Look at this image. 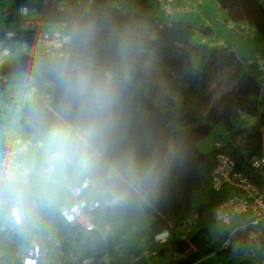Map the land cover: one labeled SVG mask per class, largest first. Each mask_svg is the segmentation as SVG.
I'll use <instances>...</instances> for the list:
<instances>
[{"label":"trees","instance_id":"trees-1","mask_svg":"<svg viewBox=\"0 0 264 264\" xmlns=\"http://www.w3.org/2000/svg\"><path fill=\"white\" fill-rule=\"evenodd\" d=\"M211 1L223 12L224 21L232 22L223 44L202 40L216 35L209 21L196 25L171 12L160 22L153 0H11L0 25V43L10 49L0 63L4 77L0 92L6 90L12 74L28 72L36 58L57 55L73 21L95 19L112 36L130 33L137 50L122 147L141 158L155 159L159 178L149 189L119 199L92 191L97 209H107L125 220L143 210L142 236L169 231L158 250L168 254L167 264H192L210 254L218 264H259L248 252L254 242L264 260V223L251 240L248 227L240 226L245 215L229 224L214 219V206L236 190L227 185L212 189L211 169L215 154L223 152L231 156L235 169L264 186V177L252 166L254 159L264 155V81L237 49L249 34L245 26L252 27L251 33L257 32L264 42V0ZM21 6L34 8L36 19L56 26L61 44L42 46L41 27L26 25L28 17L21 13ZM197 32L199 37H195ZM219 123L233 134L232 139L200 151L197 141ZM7 198L9 194L0 193V201ZM186 219L192 223L182 236ZM95 233L94 249L83 256L101 252V240ZM0 238L6 249L17 244V232L9 229L2 230ZM6 264L18 262L10 257Z\"/></svg>","mask_w":264,"mask_h":264},{"label":"clouds","instance_id":"clouds-1","mask_svg":"<svg viewBox=\"0 0 264 264\" xmlns=\"http://www.w3.org/2000/svg\"><path fill=\"white\" fill-rule=\"evenodd\" d=\"M136 50L130 33L112 36L99 21L80 19L57 55L9 77L0 92V193L26 214L29 206L54 210L85 182L119 199L157 181L155 159L122 147ZM8 55L0 43V63Z\"/></svg>","mask_w":264,"mask_h":264},{"label":"built area","instance_id":"built-area-1","mask_svg":"<svg viewBox=\"0 0 264 264\" xmlns=\"http://www.w3.org/2000/svg\"><path fill=\"white\" fill-rule=\"evenodd\" d=\"M80 0H77L79 2ZM158 4L159 8L164 14L171 12L187 13L196 6L197 3L202 0H188L185 3L175 4L173 0H153ZM21 13L26 15V25L33 27L38 25L41 27V34L39 42L44 47H57L62 42V36L56 26L43 23L41 20L35 18L34 8L27 6H21ZM229 26L232 22L228 23ZM252 27L245 26V32L252 34ZM220 43L223 44L222 41ZM255 62L260 68H264V57L260 53L255 56ZM253 57V58H254ZM253 58L246 60V63H250ZM1 76V75H0ZM2 81L4 77H2ZM264 92V89H262ZM253 168L259 173L260 177H264V155L258 157L252 161ZM227 185L233 187L236 191L229 194L226 198L218 202L213 210L212 215L216 221L224 224H229L236 217L245 215V220L240 226L248 227L247 237L251 240L256 239V235L260 232V225L264 223V186L258 185L253 179L235 169V163L230 155L217 152L214 156L213 166L211 169V187L214 190H219L222 186ZM88 187L85 182L81 187L73 192L69 193V203L62 204L58 208V215L66 223L73 228H81L85 231H96L104 239L105 250L98 254H88L81 257H75L71 252L68 245H63L58 239H56L52 233L46 235L45 238L35 237L31 238L24 249L18 264H110V258L108 256V247L105 243V238L102 232L99 233V229L93 223L92 211L98 207V200L91 197L86 200L82 191ZM8 205V225H0V231L9 229L17 232L21 224L25 221L31 220L32 225L39 231L40 216L36 208H32L28 214L23 207L13 202V199H6ZM109 200L105 201V204H109ZM192 221L186 219L182 227L185 235L191 225ZM105 229L108 225L106 221H103ZM135 228V227H134ZM169 236V231L164 229L153 234L152 237H141L144 241L165 242ZM121 244H115V248H120ZM67 255V258L63 259ZM146 249L141 250L136 254H129L130 264H140V259L147 256Z\"/></svg>","mask_w":264,"mask_h":264},{"label":"rangeland","instance_id":"rangeland-1","mask_svg":"<svg viewBox=\"0 0 264 264\" xmlns=\"http://www.w3.org/2000/svg\"><path fill=\"white\" fill-rule=\"evenodd\" d=\"M11 0H0V25L5 17V9L9 6ZM211 7L204 10L205 15L209 18L212 29L215 36L207 39L208 43L217 44L219 43L218 37L226 38L229 27L228 23L223 19V12L217 9V4L214 1L207 0ZM156 14L159 17L160 22H165L166 17L158 4L152 2ZM175 18H182L183 16L187 19L193 20L195 13H173ZM196 25L203 24L206 21L196 18L193 20ZM195 37H199V33L195 34ZM239 56L245 61L253 58L258 50L264 52V42H262L261 36L257 32L246 35L238 45ZM255 54V55H254ZM255 62V57L252 59ZM248 63V65L250 64ZM256 63V62H255ZM247 64V63H246ZM251 66V64L249 65ZM255 70V68H254ZM255 74L259 75L261 72L255 70ZM264 80V76H262ZM264 107V106H262ZM233 134L230 131H225L223 125L219 123L210 133L202 137L197 141V147L200 151H209L217 146V143H224L232 139ZM171 147V143L169 144ZM83 195L86 200L92 197V190L85 188ZM68 198V194L65 195L58 203L54 210L43 209L39 212L41 219L38 224L40 230L38 231L33 227L32 221L28 220L23 222L20 230L17 231V244L10 246V248H4L5 245L2 243L0 238V256L3 259L0 264H6V260L11 257L13 261H18L24 252L29 240L35 237L45 238L46 235L52 233L53 236L58 239L63 245H68L74 256L81 257L86 251L94 249L93 240L97 237V234L93 231H85L81 228H73L71 225L66 224L59 215H57L58 208L62 202H65ZM32 206L27 209V214L31 210ZM93 223L99 229V233L102 232L105 238L106 246L108 247V256L110 258V264H130L129 254H136L141 250L146 249L148 255L140 260V264H167L168 254H160L158 250L163 246L161 242L149 241L148 239L142 241V221L146 220V215L143 210H140L137 217L123 219L111 213L109 210L100 208L92 211ZM106 221L108 227L105 229L102 221ZM9 216L6 207V201H0V225H8ZM135 227V228H134ZM101 244L100 249L105 250L104 239L101 233L98 234ZM121 244L120 248H113L115 244ZM66 254L63 259L67 258ZM248 256L255 263L264 264L262 255L258 249L256 243H250V252ZM192 264H218L217 258L214 254L207 255Z\"/></svg>","mask_w":264,"mask_h":264},{"label":"crops","instance_id":"crops-1","mask_svg":"<svg viewBox=\"0 0 264 264\" xmlns=\"http://www.w3.org/2000/svg\"><path fill=\"white\" fill-rule=\"evenodd\" d=\"M188 0H173V3H185V2H187ZM211 7V4L207 1V0H202L201 2H199V3H197L196 4V6L195 7H193V9L191 10V11H189V12H187V13H195V15H193V20H196V18H198V19H202L203 21H209V18L205 15V13H204V10H207L208 8H210ZM175 13V12H174ZM164 14V13H163ZM164 16L166 17V18H168L169 17V15L167 16L166 14H164ZM171 16H174V15H171ZM228 23V22H227ZM211 24V23H210ZM228 25V27H229V24H227ZM219 38V40L220 41H222V42H224L225 41V39L226 38H223V37H218ZM202 40H205V41H207V39L206 38H202ZM220 41H219V43H220ZM257 53H260L261 55H262V57H264V52H262V51H260V50H258L255 54H257ZM254 54V55H255ZM244 60V59H243ZM247 60H248V58H247ZM251 64V69L254 71V73H256L255 72V70H257L258 72L260 71L261 73L259 74V75H257L261 80H262V76H264V68H260L258 65H257V63H255V62H252V63H250ZM249 64V65H250ZM254 68H255V70H254ZM1 81H2V78H1V76H0V84H1ZM262 81H264V80H262ZM87 188V187H86ZM84 190V189H83ZM82 193H83V191H82ZM6 201V200H5ZM69 203V193H68V198H67V200L65 201V202H62L60 205H62V204H68ZM6 207H7V211H8V205H7V202H6ZM36 208L35 206H32L31 207V209L32 208ZM37 210V209H36ZM39 213V212H38ZM57 215H58V212H57ZM40 216V215H39ZM40 219H41V217H40ZM103 222V221H102ZM23 224V223H22ZM21 224V225H22ZM2 225V224H1ZM21 227V226H20ZM19 230H20V228H19ZM39 230H40V226H39ZM1 232V231H0ZM94 232V231H93ZM96 232V231H95ZM113 248H115V246L113 247ZM142 259V258H141ZM140 259V260H141ZM16 262H18V261H16Z\"/></svg>","mask_w":264,"mask_h":264}]
</instances>
